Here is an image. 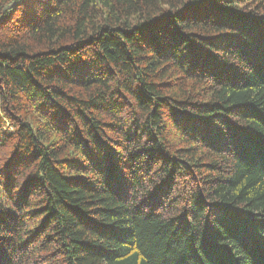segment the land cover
Masks as SVG:
<instances>
[{
    "label": "trees",
    "instance_id": "16d2710c",
    "mask_svg": "<svg viewBox=\"0 0 264 264\" xmlns=\"http://www.w3.org/2000/svg\"><path fill=\"white\" fill-rule=\"evenodd\" d=\"M0 264H264V0H0Z\"/></svg>",
    "mask_w": 264,
    "mask_h": 264
}]
</instances>
